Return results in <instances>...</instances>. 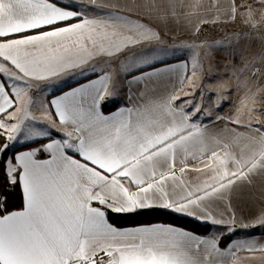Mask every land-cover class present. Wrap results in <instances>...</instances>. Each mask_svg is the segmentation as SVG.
Returning <instances> with one entry per match:
<instances>
[{
    "label": "snow or ice",
    "instance_id": "obj_1",
    "mask_svg": "<svg viewBox=\"0 0 264 264\" xmlns=\"http://www.w3.org/2000/svg\"><path fill=\"white\" fill-rule=\"evenodd\" d=\"M257 105L264 0H0V264L264 254Z\"/></svg>",
    "mask_w": 264,
    "mask_h": 264
},
{
    "label": "trees",
    "instance_id": "obj_2",
    "mask_svg": "<svg viewBox=\"0 0 264 264\" xmlns=\"http://www.w3.org/2000/svg\"><path fill=\"white\" fill-rule=\"evenodd\" d=\"M109 215L113 223L120 225L122 227L159 221V222H171L175 224H181L185 228H194L201 235H207L209 231L207 227L200 226L196 223L184 219H177L175 218L174 215H168L162 213H154L151 215H149L146 212H139L135 214H120V215H114L110 213ZM225 243H227V241H225Z\"/></svg>",
    "mask_w": 264,
    "mask_h": 264
},
{
    "label": "crops",
    "instance_id": "obj_3",
    "mask_svg": "<svg viewBox=\"0 0 264 264\" xmlns=\"http://www.w3.org/2000/svg\"><path fill=\"white\" fill-rule=\"evenodd\" d=\"M183 38V37H180ZM179 53L172 57V60H176L179 57ZM84 78L81 76H75V77H69L66 78L65 80H61L58 83L52 84L51 87L49 88V93L52 95H59L62 91H67L68 88L70 87H75L79 82H81ZM122 90L125 87L123 84H121ZM47 95V94H46ZM120 99L122 100L123 103H127V100L121 96ZM226 111V110H225ZM192 176H195V173L191 174ZM244 231V230H240ZM249 231H252L253 234H257V236L260 233V229H250ZM238 255L241 257L240 260L236 262V264H264V254L261 253H254V254H248V253H238Z\"/></svg>",
    "mask_w": 264,
    "mask_h": 264
},
{
    "label": "rangeland",
    "instance_id": "obj_4",
    "mask_svg": "<svg viewBox=\"0 0 264 264\" xmlns=\"http://www.w3.org/2000/svg\"><path fill=\"white\" fill-rule=\"evenodd\" d=\"M178 54V53H177ZM180 54V53H179ZM174 57V56H173ZM214 59L216 61H220V60H223L224 57L221 55V54H215L214 55ZM207 66V65H206ZM222 71V70H221ZM121 84H122V80H121ZM235 99V98H234ZM257 108H261V109H264V105H257ZM226 112H227V109H226Z\"/></svg>",
    "mask_w": 264,
    "mask_h": 264
}]
</instances>
